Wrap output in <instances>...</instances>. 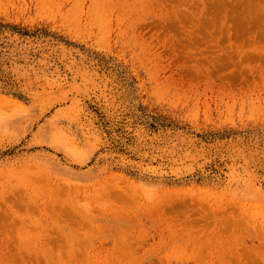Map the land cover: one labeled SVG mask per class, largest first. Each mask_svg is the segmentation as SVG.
Instances as JSON below:
<instances>
[{"label":"rangeland","instance_id":"374dc122","mask_svg":"<svg viewBox=\"0 0 264 264\" xmlns=\"http://www.w3.org/2000/svg\"><path fill=\"white\" fill-rule=\"evenodd\" d=\"M0 264H264V0H0Z\"/></svg>","mask_w":264,"mask_h":264},{"label":"bare ground","instance_id":"6f19581e","mask_svg":"<svg viewBox=\"0 0 264 264\" xmlns=\"http://www.w3.org/2000/svg\"><path fill=\"white\" fill-rule=\"evenodd\" d=\"M71 149V148H70ZM69 150V149H68ZM73 150V149H72ZM70 151V150H69ZM73 151H71V153H72ZM75 154V153H74Z\"/></svg>","mask_w":264,"mask_h":264}]
</instances>
